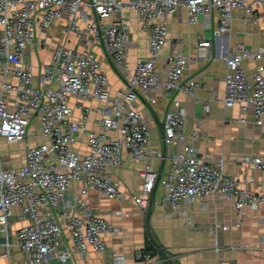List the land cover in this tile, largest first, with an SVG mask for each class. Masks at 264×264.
<instances>
[{"label": "built area", "instance_id": "2783aa9c", "mask_svg": "<svg viewBox=\"0 0 264 264\" xmlns=\"http://www.w3.org/2000/svg\"><path fill=\"white\" fill-rule=\"evenodd\" d=\"M179 6L186 8L189 22L199 13L215 12V35L230 30L235 8L244 11L245 19L264 22V0H0V235H8L14 219L20 220L16 239L25 252L23 264H42L47 255L66 262L72 250L81 255L90 249L106 250L105 234L119 233L121 227L108 218L112 211L93 209L87 195L95 190L123 200L126 193L109 168L121 166L127 156L143 161L138 170L140 189L132 194L142 211L156 184L163 190L161 203L184 216L187 224L194 220L190 205L207 196L231 201L240 214L264 209V178L250 172L241 185L225 171L223 156L200 155L197 145L188 141L198 131L187 134V112L178 93H195L200 86L198 78H185L183 72L189 60L209 56L211 40L198 35L191 55L171 51L165 74L159 76L156 67L168 40V18ZM126 9L136 12L140 29L148 35L147 55L132 68ZM58 28L59 36L49 40V32ZM262 53L264 43L253 48L240 40L222 56L226 63L222 101L250 110L260 126H264V64L258 62ZM243 59L256 62L250 72ZM103 61L126 70L123 84L112 85ZM158 89L167 102L162 140L172 145L163 154L151 146V129L138 105V100L153 104ZM216 98L211 91L203 108L208 111ZM1 140L23 141L24 161L13 165ZM154 156L166 162L165 170L153 165ZM239 162L245 170L264 171L260 155L244 154ZM73 181L80 185L74 188ZM251 182L261 185L257 191L250 190ZM258 220L264 222V211ZM7 244L1 255H9ZM232 247L264 249V233L255 242ZM135 256L140 264H150L153 252L141 246ZM114 261L125 264L124 254H116ZM217 264L231 262L219 258Z\"/></svg>", "mask_w": 264, "mask_h": 264}, {"label": "crops", "instance_id": "0c3cea01", "mask_svg": "<svg viewBox=\"0 0 264 264\" xmlns=\"http://www.w3.org/2000/svg\"><path fill=\"white\" fill-rule=\"evenodd\" d=\"M129 12V13H128ZM133 12V13H131ZM127 13V14H126ZM130 27L128 31V61L130 67L147 55V32L140 29L136 12L132 9L123 11ZM242 9H233L231 28L228 32L215 35L213 30L217 23L215 12L199 13L197 20L189 22L184 6H179L168 18V40L163 46L157 61L160 77L165 74L167 55L174 50H182L185 54H193V45L198 35L203 34L211 40L209 56L198 60H189L184 69L185 78L196 77L200 86L195 93H178L187 112L186 131L190 135L192 130H197L196 137H188V141L197 145L200 155L210 157L223 156L225 171L235 175L239 184L244 185L245 178L252 172L257 179L264 178V171L248 169L240 164L239 159L244 154H255L264 157V126L253 122L250 110H241L237 105H226L221 97L224 93V74L226 63L223 54L226 49H232L236 43L243 41L256 48L264 43V22L245 19ZM60 27V26H59ZM59 28L49 32V40L59 36ZM181 37L182 42L177 38ZM100 55V53H99ZM102 58V55H100ZM264 64V53L258 59ZM243 67L250 72L256 65L251 59H243ZM107 71L110 82L114 86L123 84V77L127 76L126 70H119L102 62ZM213 91L217 98L210 103V109L203 108V100ZM156 101L147 104L138 100V105L146 115L151 129V146L158 154L170 152L171 146L162 140V120L167 102L161 95V90L156 92ZM244 116L245 120H240ZM5 143L4 141L1 142ZM176 146H180L179 143ZM4 153L10 158L13 165L21 163L25 158V145L22 154L13 159L9 150ZM153 165L166 169V162L159 157L152 158ZM142 160H134L127 156L121 166L110 167L109 170L118 180L120 188L126 193L123 200H118L92 190L87 199L93 209L99 212L112 211L108 218L121 227L119 233H107L106 250H88L84 255L72 250L71 257L65 262L47 255L42 264H118L114 256L124 254L125 264H140L135 256L138 247H150V239L146 226V209L142 211L132 198L133 193L140 189L138 170L142 167ZM80 185L73 181L74 188ZM261 185L257 182L249 184L250 190L257 191ZM162 188L156 184L153 188L151 212L149 216V229L157 241L167 250V253L181 264H217L219 258H228L231 264H264V249L236 248L232 245L247 244L257 241L264 233V222L258 220V214L264 209L240 214L229 200H213L211 196L196 199L190 205V214L193 223L187 224L182 215L171 213L168 205L161 203ZM148 205V204H147ZM121 209L120 213L114 210ZM241 224L237 225L236 222ZM219 224L215 227V224ZM20 220L14 219L9 226L8 235H0V253L4 243L8 242L9 255L0 254V264H23L25 252L18 246L16 230ZM224 225H229L224 228ZM66 243L72 246L70 239L65 236ZM153 243V242H152ZM154 244V243H153ZM155 246V245H154ZM215 246H218L216 249ZM156 248V247H155ZM153 252L150 264H168L158 253Z\"/></svg>", "mask_w": 264, "mask_h": 264}, {"label": "water", "instance_id": "95a60500", "mask_svg": "<svg viewBox=\"0 0 264 264\" xmlns=\"http://www.w3.org/2000/svg\"><path fill=\"white\" fill-rule=\"evenodd\" d=\"M152 198H153V190H152V192L150 194L149 202H148V205L146 207V226H147V232H148V234H150L149 237L152 240V242L154 243L158 253L167 261L168 264H181L178 261H176L172 257L171 254L167 253V250L159 243V241H157L155 239V237L150 232L148 221H149V216H150V212H151V201H152Z\"/></svg>", "mask_w": 264, "mask_h": 264}, {"label": "rangeland", "instance_id": "374dc122", "mask_svg": "<svg viewBox=\"0 0 264 264\" xmlns=\"http://www.w3.org/2000/svg\"><path fill=\"white\" fill-rule=\"evenodd\" d=\"M131 13H133V12H131ZM1 142H2V140H1ZM23 144H24L23 141L12 142V143H3V144L1 143L2 150L3 151L9 150V152H10L11 156L13 157V159H16L17 155L22 154Z\"/></svg>", "mask_w": 264, "mask_h": 264}, {"label": "trees", "instance_id": "16d2710c", "mask_svg": "<svg viewBox=\"0 0 264 264\" xmlns=\"http://www.w3.org/2000/svg\"><path fill=\"white\" fill-rule=\"evenodd\" d=\"M149 243H150V247L152 248V250H153L154 252H156V248H155L154 244H153L151 241H150Z\"/></svg>", "mask_w": 264, "mask_h": 264}]
</instances>
